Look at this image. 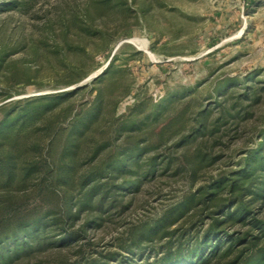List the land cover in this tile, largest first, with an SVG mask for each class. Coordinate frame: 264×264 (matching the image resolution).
I'll return each instance as SVG.
<instances>
[{"label":"rangeland","instance_id":"rangeland-1","mask_svg":"<svg viewBox=\"0 0 264 264\" xmlns=\"http://www.w3.org/2000/svg\"><path fill=\"white\" fill-rule=\"evenodd\" d=\"M99 1L29 0L23 12L0 14L7 38L12 43L25 39L20 45L25 48L12 54L6 66L18 65L27 77L6 89L23 91L17 98L70 92L92 81L123 49L118 64L126 60L134 91L120 102L118 113L127 115L124 121H142L141 128L110 137L108 150L83 161L80 173L105 169L122 151L140 144L145 151L135 173L117 180L104 173L99 180L118 187L137 181L138 187L119 189L110 208L106 204L100 212L84 214L69 229L78 231L94 222L86 228V239L33 252L12 264L153 262L168 242H141L136 249L134 240L142 230L198 188L238 170L264 132V0H120L123 5L111 7L103 17L94 14L91 22L103 32L108 46L103 50H110L111 57L79 84L67 86L65 68L51 53L62 42L58 30L41 33V21L32 14L60 7L85 20L87 9ZM87 43L89 51L102 50L99 37ZM31 46L38 48L40 59L30 55ZM95 59L104 61L99 53ZM91 67L86 60L82 70ZM25 82L31 85L23 87ZM85 98L86 93L77 101ZM108 123L106 132L113 130ZM151 164L154 174L146 176ZM205 216L202 224L192 227L182 221L171 230L181 228L179 232L192 237L207 227ZM58 234H52L55 240Z\"/></svg>","mask_w":264,"mask_h":264},{"label":"trees","instance_id":"trees-1","mask_svg":"<svg viewBox=\"0 0 264 264\" xmlns=\"http://www.w3.org/2000/svg\"><path fill=\"white\" fill-rule=\"evenodd\" d=\"M28 1L0 0V14L23 12ZM121 5L120 0L96 2L87 9L85 20L60 7L32 14L41 21L37 27L41 33L58 30L56 36L62 42L51 53L65 68V85L79 84L109 60L110 50H103L108 47L107 40L91 22L94 14L103 17L111 7ZM4 30L0 25V79L4 83L0 88V264H12L33 252L68 247L86 239V228L94 222H86L83 230L69 229L84 214L100 212L106 204L110 208L119 189L138 187L137 181L103 186L100 178L104 173L114 180L132 175L145 148L139 144L122 151L121 158L109 162L105 169L80 173L83 161L108 150L110 137L141 128L142 121H124L127 115L118 113L120 102L134 91L126 60L118 64L123 49L92 81L70 92L17 98L23 91L13 93L6 85L26 79V71L6 65L12 54L25 48L20 47L25 39L12 43ZM96 37L103 47L94 53L88 50L87 41ZM96 53L103 55V62L95 59ZM30 55L36 60L41 57L36 46H31ZM86 60L92 67L84 72ZM29 85L25 82L23 87ZM85 93L87 98L77 101ZM134 97L136 107L137 94ZM131 110L128 107V112ZM104 123L113 130L106 132ZM261 137L238 170L198 188L142 230L134 240L136 249L141 242L168 244L163 255L140 264H264V132ZM154 171L151 164L146 176ZM203 213L210 222L202 232L189 237L179 232L181 228L171 230L182 221L192 227L202 224ZM54 231L60 233L58 240ZM176 233L180 236L173 247Z\"/></svg>","mask_w":264,"mask_h":264},{"label":"water","instance_id":"water-1","mask_svg":"<svg viewBox=\"0 0 264 264\" xmlns=\"http://www.w3.org/2000/svg\"><path fill=\"white\" fill-rule=\"evenodd\" d=\"M107 63L109 64V61H108ZM108 64H106L105 67H104L103 69H105V68L107 67ZM103 69H102V70H103ZM102 70H101V71H102ZM99 73H101V72H99ZM97 75H98V74H95L93 77L95 78ZM80 86H81V85H79V86H77V87H80Z\"/></svg>","mask_w":264,"mask_h":264}]
</instances>
